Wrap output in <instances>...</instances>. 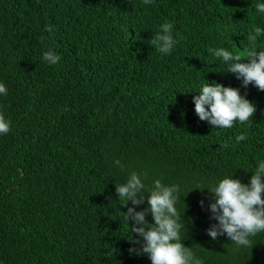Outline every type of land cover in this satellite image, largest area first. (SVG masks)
<instances>
[{
    "label": "trees",
    "instance_id": "16d2710c",
    "mask_svg": "<svg viewBox=\"0 0 264 264\" xmlns=\"http://www.w3.org/2000/svg\"><path fill=\"white\" fill-rule=\"evenodd\" d=\"M257 3L0 0V112L11 122L0 135V264H151L123 218L133 205L116 192L133 171L145 184L137 211L155 180L180 186L182 243L202 264H264V232L249 247L207 234L218 221L205 188L232 175L249 183L264 161V91L209 52L248 48V33L264 30ZM166 21L170 54L150 43ZM50 49L57 64L43 59ZM214 82L239 88L253 118L232 128L201 120L193 97Z\"/></svg>",
    "mask_w": 264,
    "mask_h": 264
},
{
    "label": "clouds",
    "instance_id": "9594fccd",
    "mask_svg": "<svg viewBox=\"0 0 264 264\" xmlns=\"http://www.w3.org/2000/svg\"><path fill=\"white\" fill-rule=\"evenodd\" d=\"M143 3L152 4L153 0H143ZM255 8L264 13V3L255 4ZM46 30L51 32L53 28L48 25ZM172 31L173 24L166 21L150 40L162 54H170L176 44ZM262 31L264 30L256 27L248 33V48L244 52L229 51L226 47L210 48L209 52L222 59L228 65L227 71L241 79L245 87L253 84L264 91V50H257V38ZM43 59L54 65L61 57L50 49L44 53ZM245 60L249 62H244ZM198 93L193 97L195 112L213 128H232L236 122L245 124L256 112V105L241 95L240 89L236 87L218 82L207 83ZM7 94L5 84L0 83V95ZM10 131V120L0 112V135H6ZM247 138V134L242 132L236 136V142ZM115 164L121 165V162L116 160ZM205 188L213 194L210 211L212 218L218 221L211 225L207 234L213 240L226 234L237 246H252L249 238L264 232V161L258 162L249 183H243L232 175ZM144 189L142 177L135 171L131 172L126 182L116 184V192L124 201L122 205H128L129 201L133 205L128 207L123 218L135 221L131 231L142 238V241H135L142 243L141 254H147L151 264H202L191 248L182 243L181 229L184 225L176 207L180 186L165 185L161 180H155L147 195L148 207L137 211L135 206L143 204L146 197L142 195ZM203 204L202 200L201 205ZM148 213L152 215L154 223H149L146 219Z\"/></svg>",
    "mask_w": 264,
    "mask_h": 264
}]
</instances>
